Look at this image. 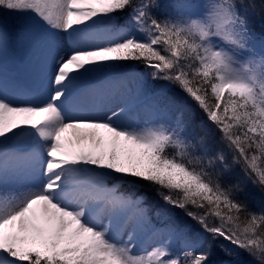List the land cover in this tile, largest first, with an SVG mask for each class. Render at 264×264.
<instances>
[{"label":"snow or ice","instance_id":"6c2138e0","mask_svg":"<svg viewBox=\"0 0 264 264\" xmlns=\"http://www.w3.org/2000/svg\"><path fill=\"white\" fill-rule=\"evenodd\" d=\"M2 12L37 40L0 85V264H264V0Z\"/></svg>","mask_w":264,"mask_h":264},{"label":"rangeland","instance_id":"374dc122","mask_svg":"<svg viewBox=\"0 0 264 264\" xmlns=\"http://www.w3.org/2000/svg\"><path fill=\"white\" fill-rule=\"evenodd\" d=\"M0 30L9 35V43L6 52L0 54V85L6 86L9 93L14 92L16 85H28L34 79L32 73H26L24 66L33 59L32 53L37 40L31 27V20L27 15L15 13H0ZM139 68L135 67L129 71V76H135ZM110 76H118L120 73H108ZM135 89V82L132 85ZM134 96V92H133ZM196 119H202V114H196ZM253 193L259 197V193L253 189ZM161 223L163 218H161ZM242 259H249L244 253H239ZM226 258L222 253H217L212 259L220 261Z\"/></svg>","mask_w":264,"mask_h":264},{"label":"trees","instance_id":"16d2710c","mask_svg":"<svg viewBox=\"0 0 264 264\" xmlns=\"http://www.w3.org/2000/svg\"><path fill=\"white\" fill-rule=\"evenodd\" d=\"M255 30L259 34L262 28V23L259 17L255 20ZM144 191H147L149 195L148 204L151 206L155 202V194L150 189H147V186L143 189ZM249 191L253 193V188L249 186ZM248 259H242L239 254H234L232 256H226V258L221 259V261H228V264H242L243 261H246Z\"/></svg>","mask_w":264,"mask_h":264}]
</instances>
